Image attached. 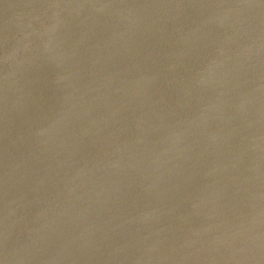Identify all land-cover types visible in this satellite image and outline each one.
<instances>
[{
    "label": "water",
    "instance_id": "1",
    "mask_svg": "<svg viewBox=\"0 0 264 264\" xmlns=\"http://www.w3.org/2000/svg\"><path fill=\"white\" fill-rule=\"evenodd\" d=\"M0 264H264V0H0Z\"/></svg>",
    "mask_w": 264,
    "mask_h": 264
}]
</instances>
